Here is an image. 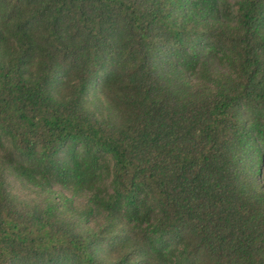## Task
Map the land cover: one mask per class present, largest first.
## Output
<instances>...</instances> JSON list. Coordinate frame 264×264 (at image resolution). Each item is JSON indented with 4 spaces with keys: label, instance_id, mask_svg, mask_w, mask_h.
<instances>
[{
    "label": "trees",
    "instance_id": "16d2710c",
    "mask_svg": "<svg viewBox=\"0 0 264 264\" xmlns=\"http://www.w3.org/2000/svg\"><path fill=\"white\" fill-rule=\"evenodd\" d=\"M0 264H264V0H0Z\"/></svg>",
    "mask_w": 264,
    "mask_h": 264
}]
</instances>
